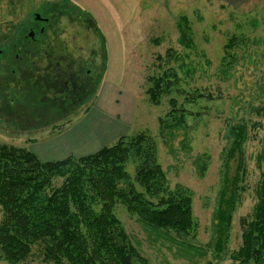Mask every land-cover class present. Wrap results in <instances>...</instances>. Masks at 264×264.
I'll list each match as a JSON object with an SVG mask.
<instances>
[{"label":"rangeland","instance_id":"rangeland-1","mask_svg":"<svg viewBox=\"0 0 264 264\" xmlns=\"http://www.w3.org/2000/svg\"><path fill=\"white\" fill-rule=\"evenodd\" d=\"M54 7L71 14L68 34L78 36L75 59H87L90 63L81 65L91 68L97 81L95 92L80 93L64 111L43 105L36 94L27 97L24 81L11 79L5 65L15 57L10 44L19 43L34 13L45 17ZM183 18L189 29L185 39ZM0 50V144L26 147L45 161L115 144L107 133L147 134L157 143L170 188L181 185L192 192L197 234L186 238L155 229L119 204L116 215L133 245L150 264H232L231 255L242 244L243 220L253 219L264 173V0H0ZM169 67L178 80L170 94L152 104L149 78ZM103 84L121 87L119 104L116 92H99ZM172 98L178 109L187 110L185 125L162 134L160 119L172 109ZM98 99L106 115L92 109ZM111 109L122 114L109 118ZM239 125L247 127V138L242 154L230 158V129ZM51 145L59 148L58 156ZM241 163L228 242L218 256L216 212L223 191L230 197ZM127 170L134 178L135 163ZM0 264L9 263L0 256ZM24 264L54 263L36 246Z\"/></svg>","mask_w":264,"mask_h":264},{"label":"trees","instance_id":"trees-1","mask_svg":"<svg viewBox=\"0 0 264 264\" xmlns=\"http://www.w3.org/2000/svg\"><path fill=\"white\" fill-rule=\"evenodd\" d=\"M187 25L183 18L184 39ZM171 70L149 78L147 94L152 104L171 93L178 80ZM170 102L172 109L160 119L162 134L166 128L185 125L187 110L178 109L175 98ZM230 132L234 137L231 158L236 152L242 154L247 127L233 126ZM129 162L136 165L134 178L127 170ZM241 167L242 163L230 197L223 191L216 212L214 249L218 256L227 246ZM119 204L155 229L196 237L193 194L181 185L170 188L158 160L157 143L147 134L122 136L95 153L55 161H41L23 146L0 144V256L9 264H24L36 246L41 247L44 260L54 264H150L117 217ZM243 228L242 244L231 255L232 264H264V173L253 219H244Z\"/></svg>","mask_w":264,"mask_h":264},{"label":"flooded vegetation","instance_id":"flooded-vegetation-1","mask_svg":"<svg viewBox=\"0 0 264 264\" xmlns=\"http://www.w3.org/2000/svg\"><path fill=\"white\" fill-rule=\"evenodd\" d=\"M69 17L71 14L62 7L46 9L45 17L35 12L19 43L10 44L14 59L8 57L5 63L11 79L24 81L27 97L36 94L41 96L39 101L43 105L47 106L46 102L62 111L81 95L95 92L97 86L96 74L81 65L89 61L85 59L84 63H78L75 59L73 45L78 36L74 34L70 39ZM93 59L97 66L98 56L93 55ZM50 92H55L53 97Z\"/></svg>","mask_w":264,"mask_h":264},{"label":"crops","instance_id":"crops-1","mask_svg":"<svg viewBox=\"0 0 264 264\" xmlns=\"http://www.w3.org/2000/svg\"><path fill=\"white\" fill-rule=\"evenodd\" d=\"M234 1H240V2H245V1H249V0H234ZM107 84H103V86H101V88H100V91L99 92H116L117 93V95H116V98H115V102H116V104H119V96L121 95V92H122V89H121V87L120 86H116V85H111V87H112V89L110 88H108V86H106ZM115 93V94H116ZM96 104V106L95 107H93V105H92V109H94L95 111H96V113L98 114V115H100L101 116V112H103L105 115L107 114L106 112H107V109H106V107H102V106H99L100 104H99V99H98V101L95 103ZM116 104H111L110 105V107H112V106H114V107H116L117 108V105ZM91 109V110H92ZM90 110V111H91ZM110 113H111V115H109V118H111V116L113 115H115L116 113L117 114H122V111L121 112H119V111H117L116 109H111V110H108ZM116 114V115H117ZM118 120H116L115 122H117ZM99 123L100 122H98V124H97V127L99 126ZM109 124H113V122H111V123H109ZM98 132V131H97ZM109 136L107 137V138H109V140H112V141H114V140H118V138L119 137H121V136H123V135H125L124 133H122L121 134V131H119L118 133H115L114 135H112V133H107ZM95 135H97V134H95ZM56 154H57V156H58V151H59V148H54L52 145L51 146H49ZM56 147V146H55ZM81 149H80V147H79V151H80ZM83 150V149H82ZM100 150V149H99ZM78 151V152H79ZM97 151H98V149H97ZM96 152V151H95ZM95 152H93V153H95ZM61 153H64V152H61ZM60 153V154H61ZM37 154V153H36ZM88 154H92V152H90V153H81L80 154V156H84V155H88ZM41 155H43L44 157H46V154H45V152H43V154H41ZM71 154H68V155H66V156H59V157H53V158H49V157H47V158H49V159H45V161H55V160H61V159H64V158H66V157H68V156H70ZM37 156L39 157V155L37 154ZM40 158V157H39ZM41 159V158H40Z\"/></svg>","mask_w":264,"mask_h":264}]
</instances>
